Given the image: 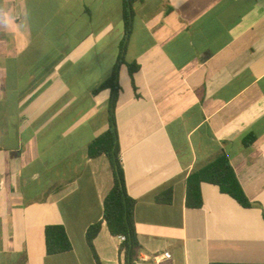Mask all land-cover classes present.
Listing matches in <instances>:
<instances>
[{"label":"crops","instance_id":"0c3cea01","mask_svg":"<svg viewBox=\"0 0 264 264\" xmlns=\"http://www.w3.org/2000/svg\"><path fill=\"white\" fill-rule=\"evenodd\" d=\"M124 2L0 0V264H95L84 233L113 177L87 145L108 129L111 90H94L114 70L138 264H264V0H141L128 19ZM219 153L251 206L202 182L187 208L185 178ZM49 224L69 251L45 253ZM119 244L102 221L100 264H124Z\"/></svg>","mask_w":264,"mask_h":264},{"label":"trees","instance_id":"16d2710c","mask_svg":"<svg viewBox=\"0 0 264 264\" xmlns=\"http://www.w3.org/2000/svg\"><path fill=\"white\" fill-rule=\"evenodd\" d=\"M141 0H125V17L131 13L132 3ZM128 27V21H127ZM130 78L137 68L135 63L127 64ZM114 70L112 75L103 81L95 90L110 88L111 97L109 106V126L99 136L95 137L87 145V154L90 158L105 155L112 171V185L102 200V219L87 226L84 238L91 252L95 264H100L93 246V240L97 236L102 221L112 236L123 235L124 240L118 246V252L123 254L124 264H138L139 243L134 228V207L136 200L130 197L124 184L123 169L119 158V147L116 136V124L114 107L118 92ZM247 144V141H244ZM207 182L216 185L221 193L227 194L243 207H250L251 202L246 197L229 159L224 153H219L204 165L192 170L185 178V200L187 208H199L202 204L200 184ZM172 199V188L167 187L154 196V201L169 204ZM44 248L47 255L59 254L71 249L70 241L65 229L60 224H49L43 228ZM211 264H236V263H211Z\"/></svg>","mask_w":264,"mask_h":264},{"label":"built area","instance_id":"2783aa9c","mask_svg":"<svg viewBox=\"0 0 264 264\" xmlns=\"http://www.w3.org/2000/svg\"><path fill=\"white\" fill-rule=\"evenodd\" d=\"M118 240H119L120 242H122V241L124 240V236H123V235H119V236H118ZM163 256H164V257H169V254H168L167 252H165V253L163 254Z\"/></svg>","mask_w":264,"mask_h":264}]
</instances>
